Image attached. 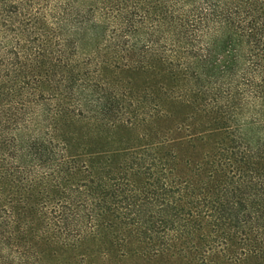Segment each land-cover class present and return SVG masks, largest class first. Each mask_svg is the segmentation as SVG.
<instances>
[{
    "label": "trees",
    "instance_id": "16d2710c",
    "mask_svg": "<svg viewBox=\"0 0 264 264\" xmlns=\"http://www.w3.org/2000/svg\"><path fill=\"white\" fill-rule=\"evenodd\" d=\"M0 264H264V0H0Z\"/></svg>",
    "mask_w": 264,
    "mask_h": 264
}]
</instances>
